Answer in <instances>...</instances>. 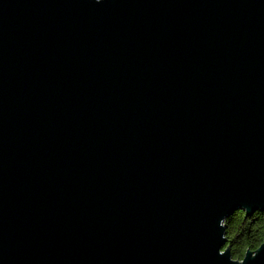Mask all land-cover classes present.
<instances>
[{
  "label": "water",
  "instance_id": "obj_1",
  "mask_svg": "<svg viewBox=\"0 0 264 264\" xmlns=\"http://www.w3.org/2000/svg\"><path fill=\"white\" fill-rule=\"evenodd\" d=\"M236 209L264 210V0H0V264H264Z\"/></svg>",
  "mask_w": 264,
  "mask_h": 264
},
{
  "label": "trees",
  "instance_id": "obj_2",
  "mask_svg": "<svg viewBox=\"0 0 264 264\" xmlns=\"http://www.w3.org/2000/svg\"><path fill=\"white\" fill-rule=\"evenodd\" d=\"M261 218H264V212L257 211L248 216L240 210L226 217L224 221L225 247L230 249L233 259H241L246 250L257 248L256 243L251 241H258L259 233L264 228ZM246 241L248 243L245 244Z\"/></svg>",
  "mask_w": 264,
  "mask_h": 264
},
{
  "label": "clouds",
  "instance_id": "obj_3",
  "mask_svg": "<svg viewBox=\"0 0 264 264\" xmlns=\"http://www.w3.org/2000/svg\"><path fill=\"white\" fill-rule=\"evenodd\" d=\"M90 2H91V0H90ZM104 2V0H94V3L95 4H101V3H103ZM237 211V209L233 212V213H235ZM262 212H264V210H261ZM223 219H221L220 220V222L222 221ZM261 223H264V218H261ZM251 242H253V243H256V246L258 247V249H260L261 247H260V245L261 244H264V228H262L261 229V232L259 233V239H258V241L257 240H253V241H251ZM246 243H248L247 241L245 242V244ZM218 251H219V253L221 254V252H220V248L218 249ZM256 255H257V253H256ZM256 255L254 256V257H256ZM236 258H238V257H236ZM230 261H232V259L230 258Z\"/></svg>",
  "mask_w": 264,
  "mask_h": 264
}]
</instances>
